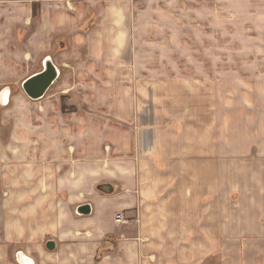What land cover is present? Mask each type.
Masks as SVG:
<instances>
[{
  "label": "crops",
  "instance_id": "obj_1",
  "mask_svg": "<svg viewBox=\"0 0 264 264\" xmlns=\"http://www.w3.org/2000/svg\"><path fill=\"white\" fill-rule=\"evenodd\" d=\"M145 3L136 13L142 35L132 41L153 26L160 39L152 40L206 43L189 55L188 116L168 132L145 123L143 138L153 141L141 144L140 161L127 134L126 155L104 163L105 137L85 124L99 115L70 117L46 94L9 93L0 102V264H23L21 254L29 264H264V0ZM127 7L0 0V94L47 58L59 70L55 82L62 79L51 86L62 89L70 74L115 72L119 53L131 48L122 46L130 41ZM86 203L90 214H77ZM118 214L128 221L117 222Z\"/></svg>",
  "mask_w": 264,
  "mask_h": 264
},
{
  "label": "rangeland",
  "instance_id": "obj_2",
  "mask_svg": "<svg viewBox=\"0 0 264 264\" xmlns=\"http://www.w3.org/2000/svg\"><path fill=\"white\" fill-rule=\"evenodd\" d=\"M147 1L119 0V5L124 6L126 4L127 8L131 7L133 13L128 14L124 19L127 34L129 35L127 37H129L130 41L124 42L122 45L124 47L127 45V47L131 48H128L129 50L126 53L125 50H121L117 66L112 67L115 72L102 74L100 78L97 77L98 75L93 74L84 75L85 78L78 77L77 74H70L69 79H67L69 88L62 89L61 85L55 84L51 86L52 89L48 90L45 96L52 97L57 103L54 110L59 109L64 115L70 117L77 113H96V115H99V118H97L100 119L99 123L97 121H88L85 124L87 128L93 125L96 129L100 127L103 137H105L104 140L108 148L106 146L103 147V151L106 152L102 155L104 163L115 159L117 156L119 157L120 154H122L121 156L126 155L125 143L127 134L133 135V161H140L142 154L141 144L153 141V139L143 138L141 128L145 123L160 125L161 128L166 129V132L178 130L182 123L175 121L177 116H188L189 114L190 79L189 73L186 72L189 70V55L191 53L196 55V51L203 50L206 43L203 45L198 44V49H196L193 43L191 45L194 47L190 48V43L188 42L152 40L153 33L156 39H160L158 38V32L154 31L155 27L153 26H150V30L152 29L153 32L150 31L149 37L145 35L141 40L132 41V36L141 37L142 35L140 22L136 19V13H138L137 10L143 8V4H146L145 2ZM163 4L162 2H157L156 6L158 8L164 6ZM164 7L162 8L164 9ZM159 19L165 22L163 18L159 17ZM137 23L139 29L137 26H133V24L136 25ZM161 29L164 30L163 34H168L171 28L169 25L164 26L162 24ZM208 44L211 45L210 43ZM76 61V59L71 61V65L76 64ZM147 69L150 72H147ZM153 71L156 72L153 73ZM61 81L62 79L58 80V82ZM147 83H149V86ZM77 84L83 87L79 88L76 86ZM16 88L15 90L13 88L10 89V93L20 92L26 95L20 82L16 84ZM216 92L221 94V90ZM204 93V90L199 91L201 96ZM38 108L40 109L42 106L38 105ZM55 112L51 111L53 114ZM144 113L145 115H143ZM69 121L72 123V118ZM46 124L50 127L52 125L56 127L60 123L52 121L49 123L44 121L35 123L37 128H42ZM8 128L7 124L5 127L6 131ZM166 132L165 134H167ZM75 159L78 160L77 158ZM42 188L41 191L45 192L46 188ZM0 194L4 196L3 192ZM52 196L55 206L58 207L60 204L56 199L61 197V195L56 188ZM74 209L75 206L72 205L69 216H76ZM1 223H3L2 216H0V225ZM48 237H52V235H48Z\"/></svg>",
  "mask_w": 264,
  "mask_h": 264
},
{
  "label": "water",
  "instance_id": "obj_3",
  "mask_svg": "<svg viewBox=\"0 0 264 264\" xmlns=\"http://www.w3.org/2000/svg\"><path fill=\"white\" fill-rule=\"evenodd\" d=\"M58 76V68L54 65L50 58H47L44 61L42 70L25 79L22 82L21 87L28 98L31 100H39L45 96L46 92L57 80ZM4 91L10 93V89H5L0 94L1 104H5L1 100ZM90 212L91 206L88 203L80 205L76 208V213L79 215H88ZM46 248L48 250H53L55 248V242L53 240H48L46 243Z\"/></svg>",
  "mask_w": 264,
  "mask_h": 264
},
{
  "label": "bare ground",
  "instance_id": "obj_4",
  "mask_svg": "<svg viewBox=\"0 0 264 264\" xmlns=\"http://www.w3.org/2000/svg\"><path fill=\"white\" fill-rule=\"evenodd\" d=\"M1 100L3 103H5L7 105L9 102V92L4 91V93L2 94ZM20 261L23 264H29V259L25 258L22 254L20 255Z\"/></svg>",
  "mask_w": 264,
  "mask_h": 264
},
{
  "label": "built area",
  "instance_id": "obj_5",
  "mask_svg": "<svg viewBox=\"0 0 264 264\" xmlns=\"http://www.w3.org/2000/svg\"><path fill=\"white\" fill-rule=\"evenodd\" d=\"M117 222H119V223H124V222H126L127 221V219L124 217V215H122V214H118L117 216H116V219H115Z\"/></svg>",
  "mask_w": 264,
  "mask_h": 264
}]
</instances>
